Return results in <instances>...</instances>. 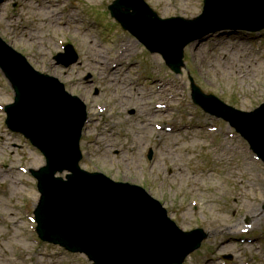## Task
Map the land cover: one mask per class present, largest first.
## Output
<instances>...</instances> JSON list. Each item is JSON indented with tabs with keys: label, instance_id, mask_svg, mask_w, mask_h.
<instances>
[{
	"label": "rangeland",
	"instance_id": "1",
	"mask_svg": "<svg viewBox=\"0 0 264 264\" xmlns=\"http://www.w3.org/2000/svg\"><path fill=\"white\" fill-rule=\"evenodd\" d=\"M73 1H76L86 22L95 29L83 30L80 18L66 23L68 32L79 39L77 52L80 63L69 69L56 66L53 60L61 52L56 38L64 40L66 31V27L58 26L57 29V25L64 24V19L61 17L62 21H58L55 11L64 6L66 0H19L16 8H12L11 3L2 4L0 35L11 47L28 55L39 70L59 77L71 93L80 94L91 106L94 118H99L93 110L96 105L108 106L105 125L94 123L81 142L86 157L82 168L95 167L96 171L100 170L115 179L146 187L164 201L168 209L182 213L184 219L180 222L184 229L199 227L206 231L210 237L204 243V249L190 257L188 264H197L198 259L200 264H222L218 259L224 255L233 256V261H226L230 264H247V251L254 257L251 264H264V167H258L248 155L242 154L246 144L242 145L238 137L232 141L217 138L218 144L210 146L205 134L197 128L171 134L156 132L152 124L162 119L163 114L155 113L154 105L162 102L164 94L156 93L155 86L148 90L146 85L130 86L128 79L111 68L115 62L118 66L122 65V60L114 61L118 52L110 50L97 38L115 44L120 42L122 30L108 11L114 0H90L89 4ZM146 1L161 17L193 18L200 14L203 0ZM48 10L54 12L55 17L44 22L42 16ZM30 34H40L44 40L41 43L31 41L28 39ZM125 35V43L134 49L142 48L131 36ZM212 41L186 49L187 58L181 75H172L159 56H151V63L159 73L170 75L179 82L173 86L172 93L185 98L184 104L191 101L190 76L202 92L215 94L240 110L255 109L264 102V46L261 47L264 32L255 38L241 35L230 39L214 37ZM258 46L261 47V54L253 51ZM142 55L144 59L147 56L143 52ZM87 70L94 74L93 80L100 81L101 95H92V87L84 88L83 76ZM0 84V103H10L6 95L10 86L1 72ZM166 102L176 109L175 113L164 116L174 127L205 124L211 119L199 109L201 116L197 119L192 113L193 110L197 113L196 107L185 109L173 100ZM132 111L136 113L131 115ZM3 117L0 116V189L6 192L0 193V220L4 222L0 225V264H89L83 256L67 254L40 241L39 245L33 242V235L28 223L21 217L20 208L23 198L27 197L34 209L39 194L35 180L30 175L23 176L15 168L39 169L44 166V159L33 152L21 136L7 131ZM219 123L228 127L223 121ZM108 127H112L110 133L106 131ZM228 130L234 133L229 127ZM86 138L89 139L84 141ZM220 147H224L226 154L216 150ZM149 148L154 151L153 159L146 163L143 153ZM119 166L121 170L117 169ZM217 166L228 171L224 182L222 177L212 173H219ZM227 181L229 184H225ZM193 200L199 204L197 209L191 206ZM256 217L262 218V222L259 226L257 223L260 222L256 223L259 230L254 234L252 245L225 239L223 234L231 231L239 218L254 220ZM34 237L37 238L36 235ZM208 255H212L213 261L206 260Z\"/></svg>",
	"mask_w": 264,
	"mask_h": 264
},
{
	"label": "water",
	"instance_id": "2",
	"mask_svg": "<svg viewBox=\"0 0 264 264\" xmlns=\"http://www.w3.org/2000/svg\"><path fill=\"white\" fill-rule=\"evenodd\" d=\"M133 1H119L112 8L113 15L126 30L137 35L152 51L161 53L167 64L176 72H179L183 65V50L189 43L223 29L258 30L264 26V0H243L237 6L228 5L226 11L220 15L221 17H215L218 15L217 8L220 0H206L203 16L190 22L181 19L159 22L146 8L133 4ZM123 8L126 11L135 10V17L126 18L122 12ZM144 20L158 28L169 27V36L155 37L151 30L141 29ZM8 60L11 61V58L8 57ZM7 61L0 55V64L13 78L17 91V103L8 109L10 113L8 123L12 129L23 132L41 148L50 163L56 157L55 152L63 154L70 149L69 145L73 147V137L77 131L79 116L53 85L41 77L25 72L24 67L13 71ZM242 117L244 120L236 124L238 129L264 155V135L262 134L264 108L255 114L242 115ZM254 122L258 123L254 124ZM43 174L44 172L35 174L40 181L43 195L36 212L40 237L73 252H85L97 264H104L99 247L104 251L109 241L107 232H110L113 243L110 251L121 256L123 263L127 264L126 258L131 251L125 237L122 236L130 234L131 231L127 230L126 226H115L113 221L109 223L103 210L94 205L104 203L110 208L114 203H119L123 206L119 209V219L138 220L139 225L149 232L148 217L144 213L136 211L131 202L111 198L124 194L126 196L124 199L129 200L128 198L132 199L131 197L137 194L129 191L128 193L116 192L118 190L110 188L107 184L91 183L83 178L75 180V176L65 184L58 180L54 181L52 175ZM74 182L76 188L70 191ZM141 206L147 209L152 208L144 199L141 200ZM124 207L137 216L130 214ZM94 218L109 228L107 232L106 230L99 232L101 235L99 241L86 231L92 226V220L96 222ZM170 237L174 240L178 239V236L172 232ZM195 247L190 248L189 251L194 250Z\"/></svg>",
	"mask_w": 264,
	"mask_h": 264
},
{
	"label": "bare ground",
	"instance_id": "3",
	"mask_svg": "<svg viewBox=\"0 0 264 264\" xmlns=\"http://www.w3.org/2000/svg\"><path fill=\"white\" fill-rule=\"evenodd\" d=\"M45 16L46 17L49 16L50 18H53L54 17V13L48 12ZM28 39L31 40V41H34V42H40V41L44 40V39H42L40 34H30V35H28ZM49 39H52V38H49ZM262 134L264 135V131L262 132Z\"/></svg>",
	"mask_w": 264,
	"mask_h": 264
}]
</instances>
